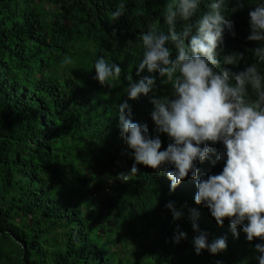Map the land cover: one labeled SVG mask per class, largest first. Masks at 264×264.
I'll list each match as a JSON object with an SVG mask.
<instances>
[{"label":"trees","instance_id":"1","mask_svg":"<svg viewBox=\"0 0 264 264\" xmlns=\"http://www.w3.org/2000/svg\"><path fill=\"white\" fill-rule=\"evenodd\" d=\"M170 0H0V264H258L260 239L234 238L227 218L217 225L207 207L197 205L196 184L189 177L170 192L165 172L137 165L124 183L118 173L134 163L120 134L119 105L128 100L127 76L133 80L143 56L140 33L150 27L167 33L164 9ZM201 0L192 21L207 10ZM264 0H224L221 12L236 35L224 32L218 58L243 53L236 66L255 62L248 41V12ZM124 14L111 21L119 5ZM187 42V41H186ZM173 58L175 48L169 42ZM103 57L119 64L110 87L94 79ZM70 59L71 63H65ZM264 75V64H258ZM147 72L145 71V73ZM171 86L157 85L148 97L128 100L131 119L147 124L149 135L169 143L151 118L150 97L171 96ZM218 151L222 143L212 145ZM200 175L218 174L223 162L198 164ZM174 202L181 219L173 221L165 205ZM208 242L223 237L227 249L195 253L191 210ZM187 233L179 243L173 237Z\"/></svg>","mask_w":264,"mask_h":264},{"label":"clouds","instance_id":"2","mask_svg":"<svg viewBox=\"0 0 264 264\" xmlns=\"http://www.w3.org/2000/svg\"><path fill=\"white\" fill-rule=\"evenodd\" d=\"M224 0H210L207 10L194 23H186L177 31L180 21H192L197 16L201 0H170L164 9L167 33L149 28L140 33L143 56L135 75L126 77L128 100H139L153 93L157 80L170 85L171 96L152 95L151 118L159 133L167 135L169 143L164 150L159 136L149 135L147 124L131 119L132 107L125 100L119 105L120 134L132 150L134 163L127 172L118 173V179L127 183L138 173L137 165H144L157 173L165 172L170 180V192L189 177L195 181L194 200L210 211L217 225L229 220L230 231L239 238L264 241V75L258 64H264V3H258L248 12L250 33L248 41L258 42L250 51L255 62L243 70L221 69V64L238 65L243 53H228L218 58L217 49L223 44L224 32L233 37L234 23L225 19L221 8ZM244 7V0H235L232 11ZM119 5L111 14V21L124 14ZM187 41V42H186ZM169 42L175 48L173 58ZM70 64L71 60L66 59ZM95 77L102 87H110L111 80L120 77L119 64H108L103 57L95 64ZM147 72V74H143ZM222 143L223 149L212 145ZM223 162L218 174L200 175L198 164ZM165 207L172 212L173 221L183 213L174 202ZM199 213L191 210L192 228L198 233L193 244L197 255L207 249L219 254L227 249L223 237L208 242V234L199 229ZM238 226L240 231H238ZM187 233L179 231L173 240L179 243ZM258 264H264V243H256ZM220 264V262H218Z\"/></svg>","mask_w":264,"mask_h":264}]
</instances>
